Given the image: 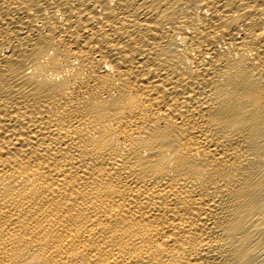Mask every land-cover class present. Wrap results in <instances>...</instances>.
Here are the masks:
<instances>
[{
  "label": "bare ground",
  "instance_id": "obj_1",
  "mask_svg": "<svg viewBox=\"0 0 264 264\" xmlns=\"http://www.w3.org/2000/svg\"><path fill=\"white\" fill-rule=\"evenodd\" d=\"M0 264H264V0H0Z\"/></svg>",
  "mask_w": 264,
  "mask_h": 264
}]
</instances>
